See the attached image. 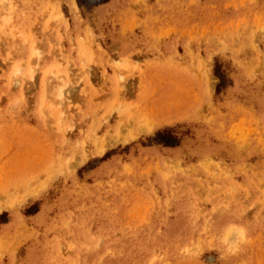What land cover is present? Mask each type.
Returning <instances> with one entry per match:
<instances>
[{
    "label": "rangeland",
    "instance_id": "rangeland-1",
    "mask_svg": "<svg viewBox=\"0 0 264 264\" xmlns=\"http://www.w3.org/2000/svg\"><path fill=\"white\" fill-rule=\"evenodd\" d=\"M0 264H264V0H0Z\"/></svg>",
    "mask_w": 264,
    "mask_h": 264
}]
</instances>
